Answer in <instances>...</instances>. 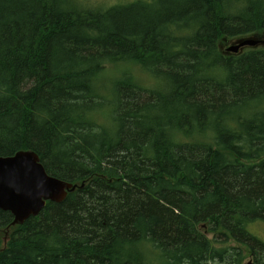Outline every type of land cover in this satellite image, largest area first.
Returning <instances> with one entry per match:
<instances>
[{"label": "trees", "instance_id": "1", "mask_svg": "<svg viewBox=\"0 0 264 264\" xmlns=\"http://www.w3.org/2000/svg\"><path fill=\"white\" fill-rule=\"evenodd\" d=\"M119 5L0 0V157L79 186L5 247L0 210V264H264V47L220 48L264 35V0ZM120 63L160 83L122 76L105 115Z\"/></svg>", "mask_w": 264, "mask_h": 264}, {"label": "water", "instance_id": "2", "mask_svg": "<svg viewBox=\"0 0 264 264\" xmlns=\"http://www.w3.org/2000/svg\"><path fill=\"white\" fill-rule=\"evenodd\" d=\"M258 46L264 47V39L245 38L236 41L225 52L237 54L244 48ZM78 188V184L49 176L34 152L18 151L11 157H0V210L12 216V222L2 231L3 246H6L11 227L20 226L29 218L37 217L47 202H63L67 194ZM245 264L254 263L249 260Z\"/></svg>", "mask_w": 264, "mask_h": 264}, {"label": "rangeland", "instance_id": "3", "mask_svg": "<svg viewBox=\"0 0 264 264\" xmlns=\"http://www.w3.org/2000/svg\"><path fill=\"white\" fill-rule=\"evenodd\" d=\"M136 1L139 0H78L79 4L81 3L86 8H99L100 6L108 8L110 6L119 5V4H121L119 6L127 7L129 6V4H132ZM261 36L262 37H260V39H264V35ZM250 38L257 39L255 37H250ZM235 43L236 40L226 43L222 42L220 48L225 52L226 48H228L231 45H234ZM125 75L130 76L134 84L140 85L143 88L144 87L154 88L157 85V83H160V81L153 78L150 74L146 73L144 70H142V68H140L137 65H133L131 63H120V64H115L114 66L105 67V71H103L97 77L98 82L97 81L94 82L96 89H93L95 94L99 98L102 97L103 99L104 106L102 107L101 111L102 113L105 112V115H107L108 111L112 109L111 103L115 102L114 87L116 85V82L120 80L122 76ZM256 229H257L255 231L256 236H258L260 240L264 243V225L263 224L258 225ZM210 237L211 236H209V238ZM230 245L236 248H240L236 246L233 242H230ZM240 249L242 250L244 255L242 264H245V262L247 263L249 260H252L253 263H256L254 258L248 254L246 248L241 247Z\"/></svg>", "mask_w": 264, "mask_h": 264}, {"label": "bare ground", "instance_id": "4", "mask_svg": "<svg viewBox=\"0 0 264 264\" xmlns=\"http://www.w3.org/2000/svg\"><path fill=\"white\" fill-rule=\"evenodd\" d=\"M252 261V260H251ZM246 263V262H245Z\"/></svg>", "mask_w": 264, "mask_h": 264}, {"label": "flooded vegetation", "instance_id": "5", "mask_svg": "<svg viewBox=\"0 0 264 264\" xmlns=\"http://www.w3.org/2000/svg\"><path fill=\"white\" fill-rule=\"evenodd\" d=\"M254 264H256V263H254Z\"/></svg>", "mask_w": 264, "mask_h": 264}]
</instances>
